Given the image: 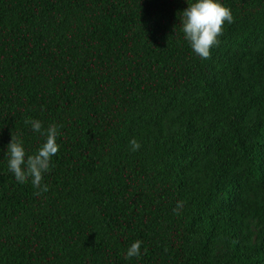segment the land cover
Wrapping results in <instances>:
<instances>
[{
	"label": "trees",
	"instance_id": "16d2710c",
	"mask_svg": "<svg viewBox=\"0 0 264 264\" xmlns=\"http://www.w3.org/2000/svg\"><path fill=\"white\" fill-rule=\"evenodd\" d=\"M220 2L204 60L186 0H0V264H264V0ZM26 118L62 125L39 197Z\"/></svg>",
	"mask_w": 264,
	"mask_h": 264
},
{
	"label": "clouds",
	"instance_id": "9594fccd",
	"mask_svg": "<svg viewBox=\"0 0 264 264\" xmlns=\"http://www.w3.org/2000/svg\"><path fill=\"white\" fill-rule=\"evenodd\" d=\"M186 3L187 7L178 12L183 38L196 56L210 59L212 49L219 45L220 37L224 34V26L234 21L231 9L220 0H186ZM24 123L31 126L32 132L43 137L44 142L29 154L21 135L11 132L3 159L7 160L8 170L19 184H25L31 179L32 186L37 189L34 195L39 197L49 190L43 180L53 166L52 158L59 152L57 137L61 135L59 129L62 125L52 123L45 128L42 121L31 118H26ZM130 145L133 152L141 147L135 138L130 140ZM182 208L183 202L178 201L173 212L179 214ZM141 244L142 241L138 239L131 243L123 254L124 259L139 258L142 254Z\"/></svg>",
	"mask_w": 264,
	"mask_h": 264
}]
</instances>
